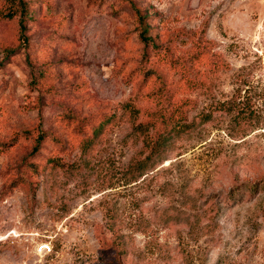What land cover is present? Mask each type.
Returning <instances> with one entry per match:
<instances>
[{
    "label": "rangeland",
    "instance_id": "obj_1",
    "mask_svg": "<svg viewBox=\"0 0 264 264\" xmlns=\"http://www.w3.org/2000/svg\"><path fill=\"white\" fill-rule=\"evenodd\" d=\"M30 1L27 43L0 14V264H264V0Z\"/></svg>",
    "mask_w": 264,
    "mask_h": 264
},
{
    "label": "trees",
    "instance_id": "obj_2",
    "mask_svg": "<svg viewBox=\"0 0 264 264\" xmlns=\"http://www.w3.org/2000/svg\"><path fill=\"white\" fill-rule=\"evenodd\" d=\"M2 1V8L0 11L1 17L6 18L8 20H13L16 17L19 18V25H20V30H21V36L22 38L26 41V43L28 42V38L25 36V32H26V21L27 19L31 18V13L33 12V2L30 0H1ZM135 12L138 16V18L140 19L142 24H145V16L142 14V10L135 8ZM148 33V29H144V31L141 33L140 35V39L143 41V43L145 44H149L152 39L150 37L147 36ZM155 46V44H153ZM157 47V46H155ZM155 75H157L158 80L160 79L159 74L154 73ZM152 72L149 71L145 74V79H151L152 77ZM161 88L156 91L154 94L155 96H153L156 100H158L157 105H162V103L166 100H164V94L165 89H163L164 86V82H161ZM160 121L158 122L160 124L157 133L155 136H153V138L151 139V143H150V153L151 155H154L157 153V151H159L160 147L165 143V141L168 138V134H169V127H171L174 124H180V122L183 120V114L180 111L179 108H175L174 110H172L170 113H166V112H162L161 116H160ZM44 139V135H41L38 138V145H40V143L43 141ZM37 145V147L35 148L34 152L38 151L39 146Z\"/></svg>",
    "mask_w": 264,
    "mask_h": 264
}]
</instances>
